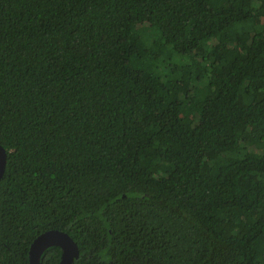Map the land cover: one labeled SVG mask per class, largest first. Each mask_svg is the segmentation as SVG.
Segmentation results:
<instances>
[{
	"label": "trees",
	"instance_id": "trees-1",
	"mask_svg": "<svg viewBox=\"0 0 264 264\" xmlns=\"http://www.w3.org/2000/svg\"><path fill=\"white\" fill-rule=\"evenodd\" d=\"M0 145V264H264V0H0Z\"/></svg>",
	"mask_w": 264,
	"mask_h": 264
},
{
	"label": "water",
	"instance_id": "water-1",
	"mask_svg": "<svg viewBox=\"0 0 264 264\" xmlns=\"http://www.w3.org/2000/svg\"><path fill=\"white\" fill-rule=\"evenodd\" d=\"M5 164L6 152L0 145V179L3 175ZM52 245L58 246L61 249L58 264H72L73 260L79 255L77 244L68 233L57 229H50L40 233L32 240L29 247L28 264H40L41 254Z\"/></svg>",
	"mask_w": 264,
	"mask_h": 264
}]
</instances>
